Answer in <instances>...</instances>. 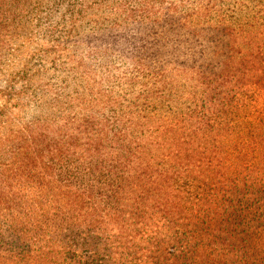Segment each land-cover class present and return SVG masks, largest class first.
Masks as SVG:
<instances>
[{
    "label": "trees",
    "instance_id": "16d2710c",
    "mask_svg": "<svg viewBox=\"0 0 264 264\" xmlns=\"http://www.w3.org/2000/svg\"><path fill=\"white\" fill-rule=\"evenodd\" d=\"M143 1L174 16L182 61L0 121V264H135L146 241L171 264H264V0Z\"/></svg>",
    "mask_w": 264,
    "mask_h": 264
},
{
    "label": "rangeland",
    "instance_id": "374dc122",
    "mask_svg": "<svg viewBox=\"0 0 264 264\" xmlns=\"http://www.w3.org/2000/svg\"><path fill=\"white\" fill-rule=\"evenodd\" d=\"M174 5L172 9L183 8ZM159 7L155 2L150 8L143 0H17L13 6L9 0L5 10L10 8L12 20L0 39L7 57L0 64V121H7L13 132L35 126L37 118L54 113L47 101L71 102L64 113L73 115L75 101L87 102L104 89H112L115 98L123 95L119 83L146 77L139 69L148 64L182 61L179 52L172 58L170 51L186 47L184 39L171 40L176 25L162 18L174 16ZM143 57L149 62L135 65L134 60ZM210 173L196 177L198 187L201 181L215 182L218 177ZM152 245L137 244L135 264L172 263L157 259Z\"/></svg>",
    "mask_w": 264,
    "mask_h": 264
}]
</instances>
